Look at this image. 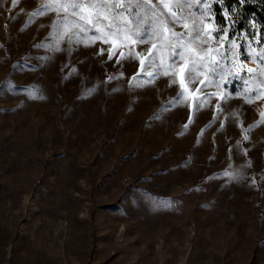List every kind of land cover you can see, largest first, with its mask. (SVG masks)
<instances>
[{"label":"rangeland","instance_id":"obj_1","mask_svg":"<svg viewBox=\"0 0 264 264\" xmlns=\"http://www.w3.org/2000/svg\"><path fill=\"white\" fill-rule=\"evenodd\" d=\"M72 2L0 0V264H264V45L214 0L176 25L180 0H146L130 33L199 37L169 68L156 35L81 31ZM192 54L221 67L190 84Z\"/></svg>","mask_w":264,"mask_h":264},{"label":"snow or ice","instance_id":"obj_2","mask_svg":"<svg viewBox=\"0 0 264 264\" xmlns=\"http://www.w3.org/2000/svg\"><path fill=\"white\" fill-rule=\"evenodd\" d=\"M13 3H16V0H13ZM183 6H189V0H180V3H177L173 11H169L167 13V24L176 25V24H182L181 17L177 15L178 12H181V9ZM42 7H48L47 4L42 5ZM87 7L88 9H91L88 14H83L84 8ZM61 8L67 14L69 10H71V14L75 16L78 12L81 13L79 15V20L82 24L81 31L84 32H92L95 31L97 35H101V29L98 27L99 25H103L104 29L107 30V33L109 35H115L117 39L121 41H125L128 37V35H133L137 38V40L140 43H144V40L146 37H152L153 35L157 36V39L161 41V43L154 47L157 49L161 48H167V59L169 61V68L174 66L179 60H182L184 58V52L185 49L188 47L189 44L195 43L197 39H199L198 36L190 35L187 31V26L184 25L186 31L182 33L175 32L174 30L169 29L170 37L165 42L164 39V29L161 28L159 33H154L150 28H144L140 29L139 31L135 33H130L127 29V24L131 23V21L127 20L124 16V13L132 14L134 10L137 9H146L147 11H156V6L151 5L146 2V0H138L135 4H124L120 2L116 3H108L107 0H83V2H72L68 3L67 5H61ZM107 13V15H105ZM137 17H140L139 12H135ZM161 14H164L161 12ZM145 23H147L145 21ZM120 25H124V27H121ZM79 27V26H78ZM174 41V42H173ZM79 42V41H78ZM203 43H207V41H202ZM203 48H200V51H203ZM103 51V50H102ZM149 59L147 64H145V67H152L154 69L161 67L162 65H158L156 63V57L158 55L157 52H153L152 49H149ZM111 59V55L109 56ZM123 58V54H122ZM135 58V57H133ZM260 59L261 63L264 64V52L261 53V56L258 57ZM190 64L189 67L185 70V76L188 79V82L195 83L196 82V76L193 75L194 72H200V71H207L209 75H214L217 73V70L221 67L219 63L208 61L207 63L203 59H199L195 54H192L189 57ZM143 64L144 62L141 61ZM250 72L253 70H249ZM141 73H137L136 76H134L132 79L133 81L136 80L137 76ZM146 75L152 76L154 72H148L144 73ZM167 74V73H165ZM258 74V73H257ZM237 78H241L239 74H236ZM175 82V81H174ZM212 81H200V83L203 85L205 83H211ZM135 86H140L139 84H136ZM254 94L259 96V89L253 90ZM179 95H183V91L179 93ZM245 95H248L247 92H245ZM227 99V97H225Z\"/></svg>","mask_w":264,"mask_h":264},{"label":"trees","instance_id":"obj_3","mask_svg":"<svg viewBox=\"0 0 264 264\" xmlns=\"http://www.w3.org/2000/svg\"><path fill=\"white\" fill-rule=\"evenodd\" d=\"M213 8L217 24L224 25V13H228L232 31L249 38L256 36L264 45V0H214Z\"/></svg>","mask_w":264,"mask_h":264}]
</instances>
